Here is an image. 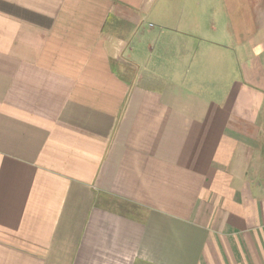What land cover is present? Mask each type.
I'll list each match as a JSON object with an SVG mask.
<instances>
[{
  "label": "crops",
  "instance_id": "0c3cea01",
  "mask_svg": "<svg viewBox=\"0 0 264 264\" xmlns=\"http://www.w3.org/2000/svg\"><path fill=\"white\" fill-rule=\"evenodd\" d=\"M0 264H264V0H0Z\"/></svg>",
  "mask_w": 264,
  "mask_h": 264
}]
</instances>
